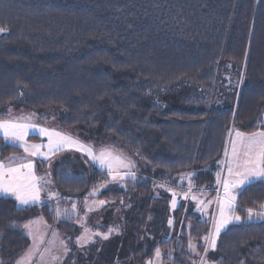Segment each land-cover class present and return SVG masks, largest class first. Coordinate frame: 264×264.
<instances>
[{
	"label": "trees",
	"instance_id": "16d2710c",
	"mask_svg": "<svg viewBox=\"0 0 264 264\" xmlns=\"http://www.w3.org/2000/svg\"><path fill=\"white\" fill-rule=\"evenodd\" d=\"M0 28V114L48 112L62 127L135 156V179L121 189L104 187V173L83 159L81 198L93 189L120 208L119 234L89 246L99 264H147L157 248L160 264H193L189 239L200 252L207 221L188 202L170 213L155 186L189 171L209 188L228 130L264 131V0H0ZM17 153L0 138V158ZM65 188L39 206L0 195V264H15L28 249L24 224L78 220L63 214L72 209ZM236 195L241 221L222 230L209 260L264 264V221H246L248 208L264 205V181Z\"/></svg>",
	"mask_w": 264,
	"mask_h": 264
},
{
	"label": "snow or ice",
	"instance_id": "6c2138e0",
	"mask_svg": "<svg viewBox=\"0 0 264 264\" xmlns=\"http://www.w3.org/2000/svg\"><path fill=\"white\" fill-rule=\"evenodd\" d=\"M4 31V28H0V32ZM241 79H243V76H241ZM7 115V119H0V134H2L5 141L10 142L14 146L23 148L28 157L44 156L47 158V153L41 151V149L45 147L48 149L49 153L53 154L62 148L74 147L77 151L86 153L94 162H98L102 170L107 169L108 175L112 180L123 181L126 177L135 179V173L132 169H134L136 165L125 154L113 152L109 149H102L99 153H96L91 145H84L71 135L39 126L38 123L33 121V114L13 117L12 110L9 108ZM261 123H264V121ZM30 132H38L41 136H46L48 138L47 145L28 144L25 138ZM229 136L230 139L226 141L224 152V164L227 167V176L222 177L221 173H217V184H222L223 192L221 194L218 190L215 200L207 201V204L215 203L218 206L219 212L218 215H214L212 218V229L203 237V255H200V253L196 251V245L191 242V238L189 239V251L200 257V264H210L208 253L210 250L214 251L217 248V238L220 236L222 230L233 221H241L239 215H233L237 208V196L234 195V193L237 190H242L255 181H264V131L246 134L236 130L233 135L230 130ZM228 144H230V150L227 147ZM25 160V157H10L7 161H0V193L15 197L19 205L32 206L40 202L41 193L45 190V180L43 177H39L35 174L32 160L27 159L26 162ZM121 169H125L126 171L121 172ZM187 176L189 178V190L183 194L185 198H188L193 187L191 182L193 173H188ZM181 179H184V177L182 176ZM164 186L163 184L160 185V187ZM101 187H103V185H101ZM168 190L173 196L171 202L172 208H176V197L179 193L173 189ZM94 194L95 193H92V195ZM57 195V193H49V198L51 199ZM192 199L197 200L198 197L192 195ZM105 203L106 202L103 200L99 201V205H104ZM206 207L207 205L203 201L198 202L197 208L201 212H204ZM71 211H76L75 204H73ZM247 213L248 219H252L254 216L264 219V205H261L259 210L248 208ZM63 214L70 213L65 209ZM60 215H62L61 210L57 208V216ZM36 223H39V221H30L23 225L27 233L33 238V246L29 249L26 258L18 260L17 264H28L33 254V249L39 247V244L42 242V237L33 235L32 226ZM168 224L170 227L173 226V220L169 219ZM113 231H115V229L110 227L107 232H91L90 229L84 227V232L81 236L77 237L76 243L82 248L86 244L94 243V237L107 240ZM49 243L52 244L53 241H49ZM61 244L63 245L64 254L66 255L69 251V247L64 245L63 241H61ZM43 256L44 254L41 253L42 258ZM160 256L161 251L157 248L155 251L156 260H158ZM57 259H59V257H52L53 261ZM148 264H156V261H149ZM193 264H195L194 261Z\"/></svg>",
	"mask_w": 264,
	"mask_h": 264
},
{
	"label": "rangeland",
	"instance_id": "374dc122",
	"mask_svg": "<svg viewBox=\"0 0 264 264\" xmlns=\"http://www.w3.org/2000/svg\"><path fill=\"white\" fill-rule=\"evenodd\" d=\"M230 81L232 84L235 83L231 80V78L228 80V82L230 83ZM11 110H12L13 117H18L20 115L27 116L29 114H33V121L38 123L39 126L47 127L51 130L58 131L63 134L71 135L74 139L79 140L82 144L91 145L96 153H99V151L102 149H109L113 152L125 154L127 157H129L134 162L135 156L127 148L117 149V151H114L112 148H109L106 145L103 146L100 143H97V141L95 142V140L97 139L96 135L91 136L83 130L81 132H78L77 130H69L68 128L62 127L59 124L58 117L57 116L54 117L52 115L50 116L48 115V112L38 113V112H34V111H31L23 107H17L15 109L11 108ZM8 111L9 109H7L4 113L0 114V119H7ZM230 130L232 131V134L235 133V130L233 129H229L227 132L221 162L219 164V167L215 171L214 182L209 186V188L204 187V186L199 187L195 181L196 173L189 172V171H187V173L182 174L177 179L175 184L172 186L171 184H168L169 181H166V182L159 181L158 183H156V186H155V188L158 189L154 193L155 197L159 195V190H161L162 192L168 195L167 203H168V210L170 213L173 212L180 205V203H183V204L185 202L191 203L192 209L195 212H197L198 215H200L202 218H204L207 221V231L205 235H207L209 230L212 229L213 216L218 215V212H219L218 206L215 203L207 204V201L209 200L214 201L215 198L217 197L218 190L221 194L223 192L222 184L220 185L217 184V173H221V176L223 177V170H224V167L226 166L224 164V160H225L224 152H225V147H226V141L230 139V136H229ZM0 138L2 139L4 143L13 145L10 142L5 141L3 139L2 134H0ZM25 139L28 144L47 145L48 143V138L46 136H41L38 132H30L29 135ZM15 147L21 150L20 154H11L9 156L0 158V161H7L10 157H25L26 160L31 159L34 165L35 174L39 177H43L45 180V190L41 193L40 202L35 203L32 206H39V204H41L44 200H50L52 202L54 200V197L50 199L49 193L59 194L57 188L66 187L67 189L65 188L64 196L65 197L67 196V199L70 198L71 200V205L67 207L72 208L73 204L76 205V211L72 212L71 211L72 209H71L69 210V212L71 215L73 216L76 215V217H78V220L74 222L76 224V227L78 225L76 230L73 225L74 223L73 224L72 223L70 224L62 223L59 225L60 228H58L56 226L57 223L54 225H49L48 223L45 222V220L42 217H37L33 219L32 221H39V223L33 224L32 226L33 235H37L38 237H42L43 239H42V242L39 244V247L33 249V254L30 257L28 264H99L100 254L96 255V253L98 252H95V250L91 249V247L89 246L96 243V247L94 248H97L99 246H101L102 248L105 245L106 241H108L114 235L119 234L118 223H116L115 220L120 211V208L117 205L112 206L109 203L108 204L105 203L104 205H99V201L101 200H98L96 196L94 197V195H92V193H94L93 189L90 190V194L89 193L85 194L84 197L81 198L82 196H80V192L84 190L86 187H88L87 186V171L84 168L86 164L83 163V159L87 160V162L92 164L93 167H95L98 171H101L104 173L105 178L108 180L106 184L104 185V187L109 186L112 188L121 189L124 187V180H126L127 178L129 179L131 177H126L123 181L112 180V178L108 175L107 169L102 170L98 162H94L93 160L89 158V156L86 153L82 151H77L76 148L74 147L62 148L58 152H55L54 154L49 153L46 147L42 148L41 151L44 153H47V158H45L44 156L28 157L27 154L24 152L23 148L19 146H15ZM227 147L230 148V144H228ZM120 171L124 172L126 170L121 169ZM132 171L134 172V169H132ZM188 173H193V176L191 177V182H192L193 187H192V191L189 194L188 198H185L183 194L185 192H188L189 190V178L187 176ZM182 176L184 177V179H181ZM99 184L100 183H98L97 186ZM162 184L165 186L160 187V185ZM168 189H173L177 193H179V195H177L176 197V201H177L176 208H172L171 202H172L173 196H172V193ZM209 189L210 191H208ZM0 195L11 198L17 203V201L15 200V197L13 196H7L2 193H0ZM192 195H196L198 199L193 200ZM234 195H236V192L234 193ZM58 196L59 195L55 197H58ZM199 201H203L207 205L204 212H201L197 208ZM19 206H22V205H19ZM169 219L173 220L172 217H170ZM236 222L238 221H233L230 224H233ZM82 224H83V227H82ZM100 225H107L108 226L107 229H109L110 227L115 229V231H113L110 234L109 239L102 240L100 239V237H94V241H95L94 243L86 244L82 248L77 245L76 243L77 237L83 234L84 227H87L88 229H90L91 232H97V230L94 231V227H98ZM173 226H174V220H173ZM173 226L170 227L168 224V230L171 231ZM24 231L29 237L30 244L26 252L22 254L18 260H22L26 258L29 252V249L32 248L33 246L32 236H30L25 229ZM67 231H68V234H71V236H67V234H65V232ZM168 233L170 234L171 232H168ZM49 241H53V243L50 244ZM61 241H63L64 245H67L69 247V251L66 255L64 254L63 245L61 244ZM203 246H204V241H203ZM210 251H213V250H210ZM41 253L44 254L43 258L41 257ZM199 253L200 255H203L204 248H202V250ZM53 256L59 257V259L53 261L52 260ZM94 257H96L97 263L94 260H92V258ZM153 260L156 261V264H160V259L156 260L155 254L150 261H153ZM17 261L15 264H17ZM194 262L195 264H200V257L197 256ZM210 264H214V263L210 261Z\"/></svg>",
	"mask_w": 264,
	"mask_h": 264
},
{
	"label": "built area",
	"instance_id": "2783aa9c",
	"mask_svg": "<svg viewBox=\"0 0 264 264\" xmlns=\"http://www.w3.org/2000/svg\"><path fill=\"white\" fill-rule=\"evenodd\" d=\"M237 196V195H236ZM236 205H237V201H236ZM237 207H238V205H237ZM237 209V208H236ZM260 209V208H259ZM259 209H254V210H259ZM236 214V210H235V212L233 213V215H235ZM246 221L247 222H252V223H254V222H256V221H264V219H262V218H260V217H256V216H254L252 219H248V213H247V210H246Z\"/></svg>",
	"mask_w": 264,
	"mask_h": 264
},
{
	"label": "crops",
	"instance_id": "0c3cea01",
	"mask_svg": "<svg viewBox=\"0 0 264 264\" xmlns=\"http://www.w3.org/2000/svg\"><path fill=\"white\" fill-rule=\"evenodd\" d=\"M234 135V134H233ZM230 150V148H229ZM17 154H20V153H17ZM227 176V167L225 166L224 167V170H223V177H226ZM239 190L236 191V194L238 193Z\"/></svg>",
	"mask_w": 264,
	"mask_h": 264
}]
</instances>
